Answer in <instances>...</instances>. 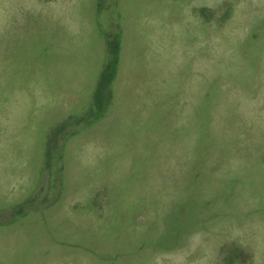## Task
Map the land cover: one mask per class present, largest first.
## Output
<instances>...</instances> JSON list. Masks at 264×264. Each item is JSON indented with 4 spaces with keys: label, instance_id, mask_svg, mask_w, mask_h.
I'll return each instance as SVG.
<instances>
[{
    "label": "rangeland",
    "instance_id": "374dc122",
    "mask_svg": "<svg viewBox=\"0 0 264 264\" xmlns=\"http://www.w3.org/2000/svg\"><path fill=\"white\" fill-rule=\"evenodd\" d=\"M0 264H264V0H0Z\"/></svg>",
    "mask_w": 264,
    "mask_h": 264
},
{
    "label": "trees",
    "instance_id": "16d2710c",
    "mask_svg": "<svg viewBox=\"0 0 264 264\" xmlns=\"http://www.w3.org/2000/svg\"><path fill=\"white\" fill-rule=\"evenodd\" d=\"M112 76V75H111ZM110 99V90H108V85L105 81V78L101 79L98 82L96 91H95V101L99 103L100 106H105L109 103ZM238 254H236V259L243 263H247L251 257L249 252L244 251L241 248H238Z\"/></svg>",
    "mask_w": 264,
    "mask_h": 264
}]
</instances>
